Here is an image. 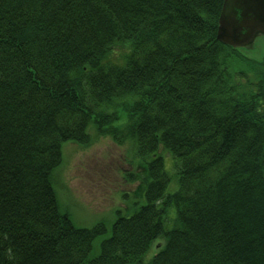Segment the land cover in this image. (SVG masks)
<instances>
[{
    "label": "trees",
    "instance_id": "16d2710c",
    "mask_svg": "<svg viewBox=\"0 0 264 264\" xmlns=\"http://www.w3.org/2000/svg\"><path fill=\"white\" fill-rule=\"evenodd\" d=\"M223 2L0 0V264H264V59ZM103 137L137 196L78 226L54 174Z\"/></svg>",
    "mask_w": 264,
    "mask_h": 264
},
{
    "label": "rangeland",
    "instance_id": "374dc122",
    "mask_svg": "<svg viewBox=\"0 0 264 264\" xmlns=\"http://www.w3.org/2000/svg\"><path fill=\"white\" fill-rule=\"evenodd\" d=\"M255 45L252 56L264 59V37H259ZM128 147L110 137L88 146L63 144V162L54 174V183L62 206L70 211L76 225L91 227L108 217L114 221L117 209L129 212L139 181L125 180V171L135 170ZM162 244L157 242L150 255Z\"/></svg>",
    "mask_w": 264,
    "mask_h": 264
},
{
    "label": "water",
    "instance_id": "95a60500",
    "mask_svg": "<svg viewBox=\"0 0 264 264\" xmlns=\"http://www.w3.org/2000/svg\"><path fill=\"white\" fill-rule=\"evenodd\" d=\"M264 37V0H224L217 32L218 41L233 48L252 49ZM162 245H158L159 250Z\"/></svg>",
    "mask_w": 264,
    "mask_h": 264
}]
</instances>
